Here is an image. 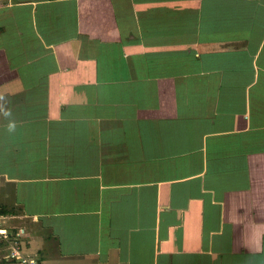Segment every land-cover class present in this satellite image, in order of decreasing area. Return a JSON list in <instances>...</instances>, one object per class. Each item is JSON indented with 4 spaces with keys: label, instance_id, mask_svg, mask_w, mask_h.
Masks as SVG:
<instances>
[{
    "label": "crops",
    "instance_id": "0c3cea01",
    "mask_svg": "<svg viewBox=\"0 0 264 264\" xmlns=\"http://www.w3.org/2000/svg\"><path fill=\"white\" fill-rule=\"evenodd\" d=\"M0 220L41 264H264V0H0Z\"/></svg>",
    "mask_w": 264,
    "mask_h": 264
},
{
    "label": "built area",
    "instance_id": "2783aa9c",
    "mask_svg": "<svg viewBox=\"0 0 264 264\" xmlns=\"http://www.w3.org/2000/svg\"><path fill=\"white\" fill-rule=\"evenodd\" d=\"M21 232H16L15 234L8 232L6 229L0 226V238L9 242V249L7 253V258L16 260L19 264H41V262L32 256L24 253L23 244L16 237Z\"/></svg>",
    "mask_w": 264,
    "mask_h": 264
},
{
    "label": "clouds",
    "instance_id": "9594fccd",
    "mask_svg": "<svg viewBox=\"0 0 264 264\" xmlns=\"http://www.w3.org/2000/svg\"><path fill=\"white\" fill-rule=\"evenodd\" d=\"M10 113H8V112H5V115H9ZM14 127H15V125L14 124H10L9 125V130L11 131V130H14Z\"/></svg>",
    "mask_w": 264,
    "mask_h": 264
},
{
    "label": "rangeland",
    "instance_id": "374dc122",
    "mask_svg": "<svg viewBox=\"0 0 264 264\" xmlns=\"http://www.w3.org/2000/svg\"><path fill=\"white\" fill-rule=\"evenodd\" d=\"M0 223H1V220H0Z\"/></svg>",
    "mask_w": 264,
    "mask_h": 264
}]
</instances>
